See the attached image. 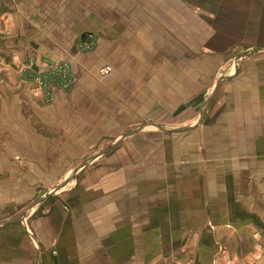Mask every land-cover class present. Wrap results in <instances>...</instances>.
<instances>
[{
  "label": "crops",
  "instance_id": "0c3cea01",
  "mask_svg": "<svg viewBox=\"0 0 264 264\" xmlns=\"http://www.w3.org/2000/svg\"><path fill=\"white\" fill-rule=\"evenodd\" d=\"M161 2L0 0V189L40 186L48 187V193L70 175L63 188L40 203V215L25 223L26 229L22 232L25 244H0V264L148 263L144 258L146 227H141L145 211L142 204L129 210L130 201L144 197L139 190L146 184L145 163L132 162L134 160L130 159L124 146L117 148L116 154L100 155L83 167L79 165L75 169L72 161L74 156L80 159L87 153L82 141L95 139L102 128L105 132L113 130L114 125L128 124L130 117L132 122L165 124L172 117L171 112H166L170 101H173L174 109L193 107L192 100L189 105H181L182 101H175L169 95L161 98L158 88L145 90L144 77L157 75L159 71L147 69L146 57L155 51V46L146 49L144 44L157 43L155 37H160L162 25L171 28L177 24L176 20L170 24L161 20ZM168 10L170 12L169 7ZM85 32H93L98 37L100 47L94 54L83 55L76 51ZM165 37L170 39V33ZM124 44L131 46L125 48ZM128 54L138 60L133 68L126 62ZM68 55L74 57L73 68L78 76L83 65L93 66L96 58L107 63L111 67L110 75L106 77L108 84L102 86L88 75L87 81H81L80 86L84 89L80 92L76 91L80 82L77 80L65 89L49 86L54 99L48 105L32 99L27 83L18 74L21 61L35 59L39 65ZM244 71L239 68L234 78ZM219 80L215 92L220 91L222 79ZM252 80L245 94L248 97L243 99L240 97L241 84L235 85L238 96L234 97L240 99L233 101L232 110L215 112L226 113L223 119L218 115L209 118L204 115L202 109L209 102L213 103L210 100L212 94L205 96L199 106L198 122L191 121L194 124L185 133L192 134L191 140L196 132H201V136L195 134L197 141L203 140L204 135L207 138L209 134L204 133L203 122L209 119L215 125L211 138L217 151L221 138L215 133L222 129L220 125L225 123L224 119L232 115L233 159L226 160L224 156L220 161L211 156L217 152L208 154L210 145L199 151L198 148H189L185 142L186 151L193 150L196 155L200 152V158L195 161V167L201 172L200 179L194 180L190 170L194 162L189 160L175 170L184 175L182 184L169 178L173 183L174 202L177 197L185 195L184 202L191 207L194 198L198 202L195 211L202 219H207L208 225L210 222L226 225L225 229L216 228L213 232L220 240L216 234L209 236V227L202 226L196 233L201 242L184 247L179 245L180 249L172 245L173 251L170 252L197 253L191 255L190 264H211L215 256L209 258V253L219 251L222 262L216 258L215 264H226L224 256L227 253H232L233 264H264V87L257 86V79ZM131 91H135L134 94ZM142 92L147 96L144 97ZM149 105L150 113L146 117L145 107ZM188 117L191 118V114ZM142 132L120 137V143L128 145L129 140ZM246 139L249 147H245ZM134 167L138 169L136 174ZM156 186L153 184L158 207L147 227L149 234L157 236L158 241L150 246L148 252L151 253L161 251V222L170 220V213L175 211L173 205L160 204L163 190L158 188L160 184ZM211 190L215 193H210ZM188 205L185 215L193 212ZM134 213H138V217ZM171 227L173 242L183 231ZM0 229L5 234L11 230L10 227Z\"/></svg>",
  "mask_w": 264,
  "mask_h": 264
},
{
  "label": "rangeland",
  "instance_id": "374dc122",
  "mask_svg": "<svg viewBox=\"0 0 264 264\" xmlns=\"http://www.w3.org/2000/svg\"><path fill=\"white\" fill-rule=\"evenodd\" d=\"M161 20H165L168 24H170V21L174 22L176 20L177 24L176 27L171 28H166L167 26L162 25L160 37H155L158 44H144L146 49H152L155 46V51L149 53V56L146 57L145 65L147 69L155 72L159 71L157 75L144 77L145 90L147 88L149 90L158 88L160 89L161 98L169 95L171 96L169 98L175 101H182L183 104L181 105H189L188 102L192 100L193 107L174 109L172 106L173 101L168 102L170 107L166 108V112H171L172 117L166 121L167 123L144 124L138 130L139 132L140 130L144 131L142 132L143 134L129 140L128 145H123V142L120 143L121 139L119 140V138L141 126L142 121L132 122L130 117L128 124L119 125V127L114 125L113 130L105 132L102 128L95 139L82 141V147L86 148L87 153L82 155L80 159L74 156L73 158L75 159H73L72 163L76 165V169L85 160L119 140L115 147L103 155L112 154V152L116 154L115 150L124 146L130 159L134 160L132 162L145 163L146 184H143L141 190H139V192L144 193V197L139 198V201H130L129 210L137 209L142 204L141 208L145 211L144 222L142 223L139 218V224L142 223L141 227H146L144 229V232H146L144 235V258L148 262L146 264H190L191 255L195 256L197 253L195 251H189V254L185 251L170 252L173 251L172 245L174 244V248L180 249L179 245L184 247V245L197 244L201 241H199L200 236L196 233L199 232L202 226L205 228L209 227L210 231L208 234L213 236V234H216L213 233L216 228V230L225 229L226 225L221 226L219 222H214L213 224L210 222L208 225L207 219H202L195 211V208H198V202L194 198L191 200L193 202L191 207L190 204H185V195L181 196V198L177 197L174 202L172 197L173 188L171 187L173 183L169 181V178L177 179L178 184L183 182L184 175L181 176L175 170H179V166L189 160L194 162V165L190 168V170L192 169L191 174L194 180L200 179L199 173L201 172L195 167V164H197L195 161H198L201 156L199 149L206 145H210L209 149L207 148L209 150L208 154L218 153L211 155L214 158H219L220 161L224 160V156L226 160L233 159L234 150L231 149V138L235 134L231 128L232 115L227 116L229 119H224L225 123L220 125L222 129L215 133L221 138L219 141L220 149L217 151L213 147L214 143L211 138L214 136L212 133L215 125L207 118L218 115L221 116L219 118L223 119L226 113L216 114L215 112L218 110H232L233 101L240 99L239 97H234L238 96L235 92L236 84H241V99L248 97L245 94L250 89L248 84L252 79H257V86L264 87V0H162ZM169 33L170 39H167L165 36L169 35ZM124 45L125 48H130L131 46L129 44ZM99 47L97 35L93 32H85L78 43L76 51L83 55L94 54ZM73 62V55L39 65L35 59L24 60L21 61L18 74L20 79L27 83L31 98L37 99L43 105H48L54 99L53 93L49 92L50 88H52H49L51 85H57L65 89L80 80L76 87V91L80 92L84 89V87L80 86L81 81L84 79L87 81L88 75H92L102 86L108 84L106 77L110 75L111 67L107 63L96 58L93 60V66L83 65L84 69L82 68V72L78 73V76L73 68ZM126 62L129 67L133 68V65L136 66L138 63V60L133 54H128ZM239 68H244L246 71L240 72L234 78ZM29 69L32 70L27 72ZM249 69L252 70L251 73L248 72ZM219 79H222L220 91H216L213 95L215 85ZM153 82L156 83L155 86ZM189 85L191 86L189 87ZM131 92L134 94L135 91ZM146 93L142 92L144 97L147 96ZM208 95H211L210 100L213 103L209 102L202 111H205L204 115L207 117L203 122L204 133L207 132L209 135L207 138V135H204L203 140L197 141L195 139L196 135L201 136V132H196V135L193 133V140H191L190 136L192 134L185 135V133H188L187 129L194 124H191V121L198 122L199 106L202 104L204 97ZM220 101H227L228 103L222 104ZM145 103H149L147 98ZM221 105L230 107H219ZM149 108L150 105L145 107L146 117L150 113ZM176 110L178 111L177 113H175ZM190 114L191 118L188 117ZM99 126L97 125L96 127L99 128ZM158 126H161L162 129ZM116 135L118 136L116 137ZM186 137L189 138L187 141L184 140ZM248 141L246 139L245 147H249ZM185 142L193 150L198 148V155L193 150L192 152L186 151ZM131 170L133 168L129 171L131 172ZM133 171L136 174L138 169L134 167ZM70 174L72 176L75 175L73 171ZM51 179L52 177H50ZM36 184L38 183L33 185ZM153 184L155 187L160 184L158 188L163 190L160 204L173 205L175 211L170 213V220L164 221V223L161 222V251L151 253L148 252L150 246L158 241L157 236L152 237V234H149V227H147L151 224L154 210L158 207V197L154 196L156 189L153 188ZM212 184H217V182L212 181ZM48 189V187L40 186H12L0 189V216L2 217L0 219V227L11 228L7 234H5L3 229H0V244L6 246L9 244L13 246L19 243L25 244L22 234L23 229H26L27 224L25 223L31 217L34 218L40 215V203L44 199L57 193V191H52L54 188L47 193ZM178 192L180 193V189ZM178 192L177 194L179 195ZM210 193L214 194L215 191L211 190ZM188 198L189 195L187 194ZM186 205L193 209L192 214L185 215ZM134 214L138 217V213ZM171 226L180 228L183 231L181 237L173 242L171 235L173 228ZM215 237H217V234ZM217 239L220 240V237H217ZM170 243H172L171 246ZM213 256H215L214 260L218 258V262H222V260H219L221 259L219 258L220 251L217 253L210 252L209 258ZM224 257V263L233 264L232 253H227ZM187 260L188 262H186ZM214 260L211 259V264L217 263Z\"/></svg>",
  "mask_w": 264,
  "mask_h": 264
},
{
  "label": "water",
  "instance_id": "95a60500",
  "mask_svg": "<svg viewBox=\"0 0 264 264\" xmlns=\"http://www.w3.org/2000/svg\"><path fill=\"white\" fill-rule=\"evenodd\" d=\"M219 81H220V80H219ZM219 81H217L214 90H216V87L218 86ZM214 92H215V91H214ZM153 125H156V124H153ZM143 126H144V124H142L141 126L135 128L133 131H131V132L127 133V134H124L121 138L133 134L134 132H136V131H138L139 129H141ZM158 127L162 129L161 126H158ZM119 140H120V139H119ZM119 140H117L116 142H114V143H113L112 145H110L109 147H107V148L101 150L98 154H96V155L90 157L88 160H85V161L80 165V167L85 166L88 162H90V161L93 160L94 158H96V157H98V156H100V155H103V154H105L106 152H108L109 150H111L113 147L116 146V144L119 142ZM69 179H70V175L65 179V181L63 182V184H60L59 186L55 187L52 191H56V190H58L59 188H61L64 184H66V183L69 181Z\"/></svg>",
  "mask_w": 264,
  "mask_h": 264
},
{
  "label": "built area",
  "instance_id": "2783aa9c",
  "mask_svg": "<svg viewBox=\"0 0 264 264\" xmlns=\"http://www.w3.org/2000/svg\"><path fill=\"white\" fill-rule=\"evenodd\" d=\"M60 86H62V84H60ZM65 86V85H64ZM50 92V91H49Z\"/></svg>",
  "mask_w": 264,
  "mask_h": 264
}]
</instances>
